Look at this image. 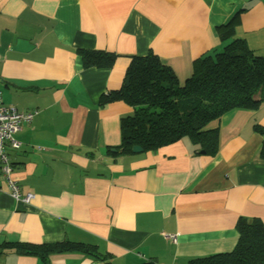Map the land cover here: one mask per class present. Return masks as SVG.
Masks as SVG:
<instances>
[{"label": "crops", "instance_id": "1", "mask_svg": "<svg viewBox=\"0 0 264 264\" xmlns=\"http://www.w3.org/2000/svg\"><path fill=\"white\" fill-rule=\"evenodd\" d=\"M234 37L264 55V0H0L1 102L37 111L16 132L19 147L4 145L10 178L32 197L12 198L0 165V243L69 240L112 264H181L230 251L240 218L264 223V101L207 125L218 130L214 155L188 138L124 152L120 120L131 108L100 103L132 56L157 55L182 83L196 58ZM80 49L116 58L84 67ZM0 264L100 262L8 250Z\"/></svg>", "mask_w": 264, "mask_h": 264}, {"label": "trees", "instance_id": "2", "mask_svg": "<svg viewBox=\"0 0 264 264\" xmlns=\"http://www.w3.org/2000/svg\"><path fill=\"white\" fill-rule=\"evenodd\" d=\"M231 33H229L230 35ZM84 67H109L116 55L103 50H79ZM120 99L131 113L120 120L122 151L138 145L155 151L188 138L194 152L214 155L218 130L207 125L236 107L255 108L264 101V55L255 54L241 38H232L220 49L205 52L192 63L191 75L180 82L172 69L149 52L132 56L117 90L100 97V103ZM264 134V129L256 127ZM238 237L227 252L194 257L181 264H264V223L258 218H240ZM8 250L35 255L43 262L59 253H81L112 264L109 254L94 244L63 240L51 243H0V256ZM138 264H154L146 259Z\"/></svg>", "mask_w": 264, "mask_h": 264}, {"label": "built area", "instance_id": "3", "mask_svg": "<svg viewBox=\"0 0 264 264\" xmlns=\"http://www.w3.org/2000/svg\"><path fill=\"white\" fill-rule=\"evenodd\" d=\"M36 113V110L23 112L13 106H4L1 102L0 87V165L2 173L8 178L10 196L18 201H28L32 194H22L19 185L10 178L11 164L4 150V145L7 144L10 148L17 149L20 144L15 139L16 132L23 122L31 121ZM169 237L175 241V235L171 234Z\"/></svg>", "mask_w": 264, "mask_h": 264}, {"label": "water", "instance_id": "4", "mask_svg": "<svg viewBox=\"0 0 264 264\" xmlns=\"http://www.w3.org/2000/svg\"><path fill=\"white\" fill-rule=\"evenodd\" d=\"M131 151L134 153H138V152L142 151V148L138 145H133V146H131ZM200 152H202V151H200Z\"/></svg>", "mask_w": 264, "mask_h": 264}]
</instances>
